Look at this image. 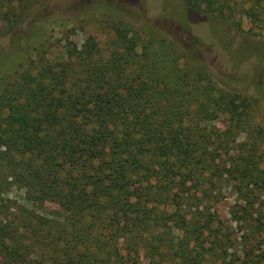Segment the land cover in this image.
<instances>
[{
    "label": "trees",
    "instance_id": "obj_1",
    "mask_svg": "<svg viewBox=\"0 0 264 264\" xmlns=\"http://www.w3.org/2000/svg\"><path fill=\"white\" fill-rule=\"evenodd\" d=\"M51 1L0 0V264H260L264 128L250 100L190 47L134 25L128 0L108 5L102 44L88 36L75 60L49 65L52 25L56 43L72 30L34 16ZM182 1L244 33L241 3ZM15 185L65 220L8 198ZM225 185L241 202L239 237L209 227Z\"/></svg>",
    "mask_w": 264,
    "mask_h": 264
},
{
    "label": "rangeland",
    "instance_id": "obj_2",
    "mask_svg": "<svg viewBox=\"0 0 264 264\" xmlns=\"http://www.w3.org/2000/svg\"><path fill=\"white\" fill-rule=\"evenodd\" d=\"M112 1L117 0H52L47 7L37 11L35 17L40 13L51 14L53 20H63L65 27L72 29L67 39L56 43L63 33H60V26L52 25L54 33L50 41L53 46L47 47L46 62L58 68L75 60V50L88 36L95 37L102 44L111 35L102 21L115 14L108 6ZM233 1L242 4L238 9L243 18L244 33L220 19L202 18L187 12L182 0H128L127 11L131 16L127 15L132 21L136 19L134 25L147 23L182 46L190 47L220 87L250 100L252 124L264 128V33L254 18L264 19V0ZM107 8L112 10L108 12ZM132 15L136 18H131ZM182 15L184 19L180 20ZM8 45L7 40L0 42L4 49ZM224 118V114L219 112L214 124L222 128ZM222 192L221 200L211 209L214 218L209 227L220 234L239 237L245 225L237 224L231 211L238 210L241 202L230 187L223 186ZM7 197L47 218L60 222L65 220V214L57 205L51 202L37 205L27 200L24 186H13ZM263 238V235L258 237L263 241L260 250H254L263 256L260 264H264Z\"/></svg>",
    "mask_w": 264,
    "mask_h": 264
}]
</instances>
